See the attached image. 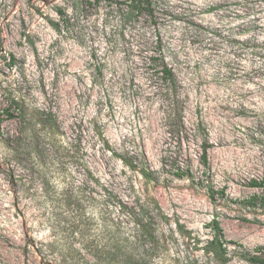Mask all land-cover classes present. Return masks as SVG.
<instances>
[{
	"label": "rangeland",
	"instance_id": "374dc122",
	"mask_svg": "<svg viewBox=\"0 0 264 264\" xmlns=\"http://www.w3.org/2000/svg\"><path fill=\"white\" fill-rule=\"evenodd\" d=\"M157 4L152 19L124 0H0V264H254L244 255L264 252V190L251 185L264 178V0ZM41 111L57 118L58 148ZM134 209L155 216L154 236ZM214 219L226 263L204 249Z\"/></svg>",
	"mask_w": 264,
	"mask_h": 264
},
{
	"label": "trees",
	"instance_id": "16d2710c",
	"mask_svg": "<svg viewBox=\"0 0 264 264\" xmlns=\"http://www.w3.org/2000/svg\"><path fill=\"white\" fill-rule=\"evenodd\" d=\"M127 9L126 14L129 17H132L138 13H144L150 16L152 19L157 18V0H124ZM1 32V30H0ZM159 55H154L151 57V63H149L150 68L154 70L153 73L157 74L160 79L165 82L166 91L172 93L173 91L176 92L177 90V80L175 78V74L173 69L165 63ZM174 101V106H175ZM178 103L176 104L177 107ZM18 110L20 111V116H22L23 109L18 106ZM10 116L13 114L9 113ZM179 121L183 120V115L180 110L177 109V114ZM2 119H0V124ZM40 124L45 129L44 141H47L52 147H60L59 145V138L57 137V129H58V122L57 118L54 113L50 112H38L36 114L35 125ZM180 131V130H179ZM34 140H40V137L33 136ZM21 139V136L18 137ZM21 145L20 140L17 142V145ZM16 148V147H15ZM18 148V147H17ZM16 148V150H17ZM123 161L132 169H137L141 173V175L147 181H153L157 177L155 175L156 171L152 169L146 159V155L144 152L136 153V152H129L127 151L126 155H121ZM201 162L205 166V168H209V157H208V147L204 146L203 151L201 153ZM173 172L177 176H185L191 174L190 166L184 168L182 165H177L173 167ZM251 185L254 187H259L264 190V178L261 180H252ZM209 195L212 199H214L215 190L210 185L208 186ZM261 201L264 203V196L260 198ZM155 208L161 217L162 220H167L168 218L164 215L162 208L160 207L159 203H155ZM130 216L133 218L135 227L137 230L144 234L145 237L154 236L155 228L152 226V222L155 219V216L146 209H134L132 212H129ZM178 230L181 233H186L184 226L181 223H178ZM211 228L213 229V236L211 239L207 240L204 249L207 253L212 252L214 256L218 257L221 263H226L228 261L227 257V247L225 241V234L224 230L221 226L219 220L214 219L211 223ZM263 247L259 246L256 248L255 252H248L244 255V258L254 264H264V252L262 251Z\"/></svg>",
	"mask_w": 264,
	"mask_h": 264
}]
</instances>
